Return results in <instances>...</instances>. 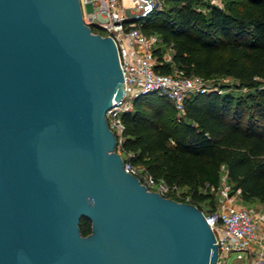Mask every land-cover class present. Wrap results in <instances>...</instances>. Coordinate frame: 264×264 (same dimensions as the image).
I'll return each mask as SVG.
<instances>
[{
  "label": "water",
  "instance_id": "obj_1",
  "mask_svg": "<svg viewBox=\"0 0 264 264\" xmlns=\"http://www.w3.org/2000/svg\"><path fill=\"white\" fill-rule=\"evenodd\" d=\"M124 90L81 0H0V264L216 260L203 210L124 168L106 118Z\"/></svg>",
  "mask_w": 264,
  "mask_h": 264
},
{
  "label": "trees",
  "instance_id": "obj_2",
  "mask_svg": "<svg viewBox=\"0 0 264 264\" xmlns=\"http://www.w3.org/2000/svg\"><path fill=\"white\" fill-rule=\"evenodd\" d=\"M162 2L143 23L144 31L157 33L159 43L172 48V61L157 66L161 71L176 66L206 77L228 74L252 90L245 96L216 90L191 93L184 115L177 114L166 95L139 94L132 108L122 113L125 127L116 148L126 153L125 161L168 186H186L187 202L202 210L200 202L213 193L200 188L218 186L222 165L245 202L263 201L264 0H222L221 5L203 0ZM156 51L162 53L164 47L158 45ZM79 227L88 234L90 218L82 216Z\"/></svg>",
  "mask_w": 264,
  "mask_h": 264
},
{
  "label": "built area",
  "instance_id": "obj_3",
  "mask_svg": "<svg viewBox=\"0 0 264 264\" xmlns=\"http://www.w3.org/2000/svg\"><path fill=\"white\" fill-rule=\"evenodd\" d=\"M93 1L94 10L83 11V18L88 24L101 26L102 34L112 36L124 75V94L112 101L106 111L109 126L118 139L122 138L125 127L122 113L132 108L133 100L139 94L154 91L166 95L182 115L185 114V99L191 93L212 90L222 93V87L215 83L209 85L208 77L187 73L176 66L167 72L157 67L172 61V55L165 50L162 53L156 51L159 37L155 32L144 31L143 23L155 9L162 7V0ZM210 1L222 4V0ZM124 168L136 174L148 189L173 196L176 188L168 186L163 179H156L147 171L139 172L137 166L125 160ZM220 194L217 208L207 213L203 211L218 246L217 258L210 264H225L231 251H236L238 257L247 254L249 264H264V225L260 220V216H264V207L255 211L246 206L241 188L233 187L229 181L223 183Z\"/></svg>",
  "mask_w": 264,
  "mask_h": 264
},
{
  "label": "rangeland",
  "instance_id": "obj_4",
  "mask_svg": "<svg viewBox=\"0 0 264 264\" xmlns=\"http://www.w3.org/2000/svg\"><path fill=\"white\" fill-rule=\"evenodd\" d=\"M204 2H211L210 0H203ZM201 7L205 10V6L204 5H201ZM95 8V3L93 0H86V4L84 5L83 7V11H93ZM161 46L164 47V50L168 53H172V48L168 45H165L163 43H157ZM196 75H200L204 78H206L205 75L203 74H200L198 72H192ZM208 79L206 80L209 85L211 84H216L220 87H222V93L224 92H231L233 93L234 95L236 96H245V94L249 91H251L252 89L247 87V86H240L238 85V81L235 77H233L232 75H228V74H223V73H215L213 75H210V76H207ZM177 114H181L179 113V111L177 110ZM184 115V114H182ZM117 151L122 155V156H125L126 153L124 151H120L118 148H116ZM137 170L139 172H142V168L141 166H137ZM219 173H220V181H219V184L217 187L215 188H212V187H209V188H200L202 189L204 192H212L213 195L207 197L206 199L202 200L200 202L202 208H203V211L205 213L211 211V210H214L217 208L220 200H221V194H220V188L221 186L223 185L224 182L228 181V178H227V174H226V170L223 166L220 167V170H219ZM231 183V182H230ZM232 184V183H231ZM188 188L186 186H179L177 187L174 191H173V196L174 197H184V200L183 201H187V199L189 198V195L187 194H184V192L187 190ZM244 204L246 206H248L249 208L255 206L254 203H260V205H262L264 207V200L263 201H259V200H256L254 203L252 204H248L247 202H245L243 200ZM210 208H213L210 210ZM240 257H237V252L236 251H231L229 253V256L225 262V264H247L245 262L244 259H242Z\"/></svg>",
  "mask_w": 264,
  "mask_h": 264
},
{
  "label": "crops",
  "instance_id": "obj_5",
  "mask_svg": "<svg viewBox=\"0 0 264 264\" xmlns=\"http://www.w3.org/2000/svg\"><path fill=\"white\" fill-rule=\"evenodd\" d=\"M85 4H86V1L82 0V8L84 7ZM85 12H91V11H85ZM254 204H255V206H253V207H251V208H252L253 210H255V211H257V210L263 208V206L260 205V203H254ZM260 220H261L262 224L264 225V216H260ZM237 257H238V253H237ZM240 258L244 259L245 262H246L247 264H249V261H248V258H249V257H248L247 254L242 253V256H240ZM242 259H241V260H242Z\"/></svg>",
  "mask_w": 264,
  "mask_h": 264
}]
</instances>
